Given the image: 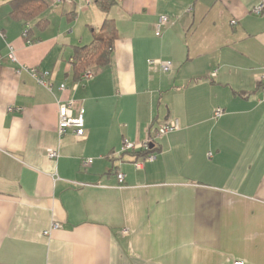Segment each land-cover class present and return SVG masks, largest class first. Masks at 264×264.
I'll return each mask as SVG.
<instances>
[{
    "label": "crops",
    "instance_id": "0c3cea01",
    "mask_svg": "<svg viewBox=\"0 0 264 264\" xmlns=\"http://www.w3.org/2000/svg\"><path fill=\"white\" fill-rule=\"evenodd\" d=\"M9 2L0 0V264H264V10L253 12L264 0H118L108 13L93 0H48L50 24L29 39L33 24ZM161 15L170 21L157 35ZM107 17L119 35L111 63L77 77L75 50ZM67 99L85 108L84 136L59 135ZM172 119L180 128L157 139L154 162L137 168L141 153L115 154Z\"/></svg>",
    "mask_w": 264,
    "mask_h": 264
},
{
    "label": "built area",
    "instance_id": "2783aa9c",
    "mask_svg": "<svg viewBox=\"0 0 264 264\" xmlns=\"http://www.w3.org/2000/svg\"><path fill=\"white\" fill-rule=\"evenodd\" d=\"M67 1L72 3L74 0H56L57 3ZM264 10V4L258 5L256 8H254L253 12L255 14H261ZM170 21V17L168 15H161L158 19V21L155 24V32L157 35H160L162 33L163 27ZM233 24L236 23V20L232 21ZM25 32V36H26ZM30 43V41H29ZM9 57L12 60H15V55L12 52H10ZM1 62V57H0ZM149 64H160L161 68L165 72H169L173 68V62L170 60H161V59H150ZM33 73H36V70H32ZM46 75L49 74V72H45ZM213 75H216V71L213 72ZM93 76V72L91 69H88L84 73V78H91ZM41 80V79H40ZM259 80L262 84H264V74H261L259 76ZM46 83V82H45ZM47 85L51 87V83L48 82ZM67 86L65 84L61 85V90H67ZM76 109V103L73 99H67L62 101L59 104V121H58V132L59 135L62 136L68 129H73L78 136H84L86 133L85 129V108L81 107L77 112H75ZM224 114V110L222 108H217L215 110V116L220 117ZM180 128V121L178 119H172L166 124L160 126L156 133L154 135H150L146 140L142 142H132L130 140H124L120 146V148L115 152L120 158L128 153V152H149L146 155H143L142 158L135 161V166L137 168H142L143 164L145 162H154L156 160V154L154 151H152L155 147L156 141L159 137L166 135L168 133L174 132L176 130H179ZM49 158H58L59 152L55 149H50L48 152ZM94 162V158H85L82 161L83 166L86 168L90 166ZM118 179L122 182L125 180V174L123 172L118 173ZM61 225L57 222H55L52 225V228L57 229L60 228ZM124 233L127 232V230L123 231ZM48 233V232H46ZM234 264H245L243 260H235Z\"/></svg>",
    "mask_w": 264,
    "mask_h": 264
},
{
    "label": "trees",
    "instance_id": "16d2710c",
    "mask_svg": "<svg viewBox=\"0 0 264 264\" xmlns=\"http://www.w3.org/2000/svg\"><path fill=\"white\" fill-rule=\"evenodd\" d=\"M98 7L105 13H108L114 7L118 0H93ZM11 15L16 20L33 24L31 28L26 30V38H30V34L34 30L43 31L49 24L50 20L47 16L49 10L48 0H10ZM118 29L115 21L106 18L99 32H94V40L91 44L77 47L73 57V65L76 75L79 77L82 72L90 67H105L111 63V55L114 41L118 38ZM154 151V149L152 150ZM146 155L149 152H139Z\"/></svg>",
    "mask_w": 264,
    "mask_h": 264
}]
</instances>
